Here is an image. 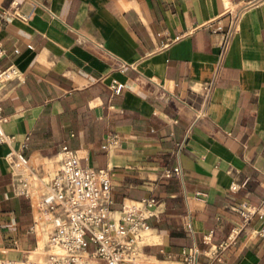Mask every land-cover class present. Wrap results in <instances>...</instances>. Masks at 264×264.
Returning a JSON list of instances; mask_svg holds the SVG:
<instances>
[{
    "label": "crops",
    "instance_id": "1",
    "mask_svg": "<svg viewBox=\"0 0 264 264\" xmlns=\"http://www.w3.org/2000/svg\"><path fill=\"white\" fill-rule=\"evenodd\" d=\"M228 6L238 14L226 38L204 25L224 31ZM0 45V71L19 74L0 90L3 131L14 137L0 145V260L31 253L42 263L33 255L46 222L29 228L64 144L81 166L109 171L114 209L155 200L138 257L179 264L181 248H207L209 230L218 244L245 201L263 218L217 264H264V239L253 236L264 230V0H0ZM109 134L118 146L106 152ZM12 151L36 180L30 200L12 192Z\"/></svg>",
    "mask_w": 264,
    "mask_h": 264
},
{
    "label": "built area",
    "instance_id": "2",
    "mask_svg": "<svg viewBox=\"0 0 264 264\" xmlns=\"http://www.w3.org/2000/svg\"><path fill=\"white\" fill-rule=\"evenodd\" d=\"M16 7V4L13 5ZM237 14L233 8L226 7L220 18L227 19L226 29L212 21L204 25L211 33H222L226 38L234 29ZM219 18V19H220ZM225 45L219 47L223 50ZM4 51L0 45V59ZM18 71L9 66L0 71V90L4 84L16 80ZM123 85L111 82L108 86L111 94H120ZM7 117L0 109V145L9 146L12 135L3 131ZM118 146L114 135L104 138L101 150L108 151ZM59 166L50 181L43 187L42 194L34 201L35 213L29 231H34L46 222V257L42 263L25 261L21 264H135L138 258V246L148 233V221L153 217L151 208L155 204L152 198L122 202L113 208L111 198V176L107 169H91L81 166L74 151L66 145L59 146ZM9 175L13 180L12 192L16 197L30 200L33 196L31 185L35 178L29 173L27 159L20 151H12L6 156ZM177 169H166L163 179H168ZM245 183L242 184V186ZM237 190L236 185L229 187L230 192ZM238 224L232 226L225 237L216 245L211 243L213 230L201 236V242L207 248L198 250L195 246L181 248L177 260L181 264H197L199 257H205L217 264L224 251L234 246L243 230L255 219L261 221L263 209L241 201L234 208ZM255 237L264 239V230L254 231ZM86 243L92 251H85ZM167 261L172 256L165 254ZM0 264H17L11 260H0Z\"/></svg>",
    "mask_w": 264,
    "mask_h": 264
},
{
    "label": "rangeland",
    "instance_id": "3",
    "mask_svg": "<svg viewBox=\"0 0 264 264\" xmlns=\"http://www.w3.org/2000/svg\"><path fill=\"white\" fill-rule=\"evenodd\" d=\"M46 231L44 230V233H41L40 231H37V240H41L40 241V250H42L41 254H34L33 256L35 257H40L41 260L43 261L46 257V249H45V241H46V235H45ZM85 251L87 253L92 251V246L88 243H86L85 246ZM31 255V253H23L22 256H25V258L23 260H21V262H25V259H28V261H34L37 262V260L35 259H31L28 258V256ZM158 260V258H156ZM172 260L174 261V258L172 257ZM14 262H19V261H14ZM37 263H41V262H37ZM135 264H171V263H162V262H158L153 258H146L145 256H141V254L139 255V257L136 259ZM181 264V263H179Z\"/></svg>",
    "mask_w": 264,
    "mask_h": 264
},
{
    "label": "bare ground",
    "instance_id": "4",
    "mask_svg": "<svg viewBox=\"0 0 264 264\" xmlns=\"http://www.w3.org/2000/svg\"><path fill=\"white\" fill-rule=\"evenodd\" d=\"M15 263H17V262H15ZM17 264H21V263H17Z\"/></svg>",
    "mask_w": 264,
    "mask_h": 264
}]
</instances>
